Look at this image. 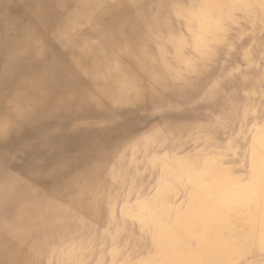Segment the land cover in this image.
Wrapping results in <instances>:
<instances>
[{"label":"bare ground","instance_id":"bare-ground-1","mask_svg":"<svg viewBox=\"0 0 264 264\" xmlns=\"http://www.w3.org/2000/svg\"><path fill=\"white\" fill-rule=\"evenodd\" d=\"M256 57L264 0H0V264H264Z\"/></svg>","mask_w":264,"mask_h":264},{"label":"rangeland","instance_id":"rangeland-1","mask_svg":"<svg viewBox=\"0 0 264 264\" xmlns=\"http://www.w3.org/2000/svg\"><path fill=\"white\" fill-rule=\"evenodd\" d=\"M259 60H260V62L258 63ZM263 61H264V58H258L257 59V57L254 58V59H251L249 61L251 68H256V69H254L255 70V74L257 72V69H259V68L263 69V66H264V62ZM257 63L260 64V65H258ZM241 65H242V61L237 62V67L238 68H240ZM260 90L261 91H259L256 94V96L258 98L253 99L252 102L249 104L248 109H246V110H247V112H251V111H254V110H255L254 112L260 111L261 113H263V114H261V116L264 117V105L262 106V105L258 104V99H262L263 100L262 102H264V79L262 80L261 89ZM248 91L251 92V90H248ZM261 107H262V109H261ZM249 118H250V115H249ZM261 120H260V122H261ZM252 123L253 122L250 121L248 124L249 125L250 124L252 125ZM248 127H250V126H247L246 129ZM234 138L236 139V143H234L233 149L237 150V152L239 154V158H238L237 165H239V164H242L243 165V163L246 161V157H243L242 156V154H241V145L238 144V141L237 140L238 139L239 140H241V139L243 140V138H246V140H249L250 135L246 134V132L244 131L243 133H240L239 135L237 133L234 134ZM187 151H192L191 150V147L187 148ZM124 192H126V191L124 190ZM119 205H120V203L118 204V206L116 205V208L117 209L120 207ZM116 208H115V211H116ZM114 216L116 217V212H114ZM131 236L132 237H136V236H138V233H136L135 236H134V234L131 233ZM123 239H125V238H123Z\"/></svg>","mask_w":264,"mask_h":264}]
</instances>
